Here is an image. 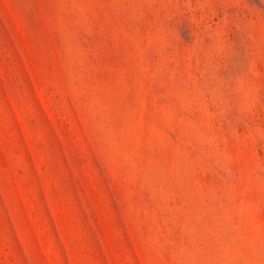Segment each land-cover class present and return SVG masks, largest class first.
<instances>
[{
	"label": "rangeland",
	"instance_id": "1",
	"mask_svg": "<svg viewBox=\"0 0 264 264\" xmlns=\"http://www.w3.org/2000/svg\"><path fill=\"white\" fill-rule=\"evenodd\" d=\"M0 264H264V0H0Z\"/></svg>",
	"mask_w": 264,
	"mask_h": 264
}]
</instances>
